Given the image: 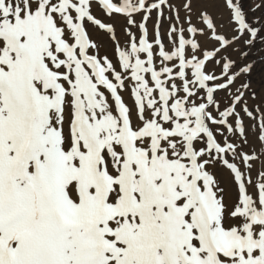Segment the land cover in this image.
<instances>
[{
	"label": "snow or ice",
	"instance_id": "6c2138e0",
	"mask_svg": "<svg viewBox=\"0 0 264 264\" xmlns=\"http://www.w3.org/2000/svg\"><path fill=\"white\" fill-rule=\"evenodd\" d=\"M249 2L0 0V264H264Z\"/></svg>",
	"mask_w": 264,
	"mask_h": 264
},
{
	"label": "rangeland",
	"instance_id": "374dc122",
	"mask_svg": "<svg viewBox=\"0 0 264 264\" xmlns=\"http://www.w3.org/2000/svg\"><path fill=\"white\" fill-rule=\"evenodd\" d=\"M173 2H178V0H173ZM261 2V0H250L249 4L247 5V7H254L255 5L259 4ZM94 13L101 19H106L102 13H100L95 7L93 8ZM255 16L261 19V23H264V8H261L259 10H257L255 13H251L249 12V16ZM137 19H139V17H137ZM155 19V17L153 16V20ZM123 23V21H118L117 22V34L119 36V38L121 39V41H123L125 39L124 37V33L123 30L121 28V24ZM152 26V21L149 22V27L151 28ZM133 31H135V29H133ZM94 36L99 35L97 33H93ZM124 37V38H123ZM260 48V45H257V49H255L254 51H257ZM109 52L111 50V46L109 45L108 49ZM104 51V50H102ZM103 54V52H102ZM257 60V66L254 69L253 75L251 77L252 80V84L253 87L256 89V91L259 93L261 88H264V64L259 63V55L254 57ZM130 102V101H129ZM249 103L251 104L252 101L251 99L249 100Z\"/></svg>",
	"mask_w": 264,
	"mask_h": 264
},
{
	"label": "bare ground",
	"instance_id": "6f19581e",
	"mask_svg": "<svg viewBox=\"0 0 264 264\" xmlns=\"http://www.w3.org/2000/svg\"><path fill=\"white\" fill-rule=\"evenodd\" d=\"M124 38V37H123ZM103 52V51H102ZM102 54V53H101Z\"/></svg>",
	"mask_w": 264,
	"mask_h": 264
}]
</instances>
